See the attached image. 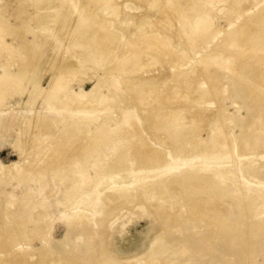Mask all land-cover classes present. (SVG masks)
Returning a JSON list of instances; mask_svg holds the SVG:
<instances>
[{
	"label": "bare ground",
	"instance_id": "bare-ground-1",
	"mask_svg": "<svg viewBox=\"0 0 264 264\" xmlns=\"http://www.w3.org/2000/svg\"><path fill=\"white\" fill-rule=\"evenodd\" d=\"M146 4L153 18L125 17L123 10L129 7L118 0H0V113H5L3 106L7 101L28 95L27 101H22L23 111L17 114L12 105L11 116L3 122L6 128L17 130L20 140L19 163L8 167L9 184L15 181L20 187L27 181L30 186L35 178L38 188L45 189L50 181L64 187L63 211L50 223H45L46 218L39 219L44 225L38 231L41 236L47 232L51 237L55 226L60 224L69 233L89 230L109 237V221L114 216L148 203L164 229L152 234L150 225L146 234L139 233L133 242H124L120 255L126 256L122 257L105 255V249L114 245L107 239L100 244L105 264H230L233 263L227 259L230 250L241 254L237 264H253L255 255L249 245L259 249L264 245V236L253 240L229 223L226 218L229 210L224 204L225 199H231L251 217L264 216V180H252L243 165L252 158L249 136L237 141L231 132L226 134L220 127L222 114L216 117L208 112L224 94L215 88L213 81L199 82L193 89L191 129L184 124L185 115L179 103L169 110V116H163L167 97L173 94H165L160 87L172 88L177 95L178 89L183 88L188 101L192 74L177 76V82L173 75L192 66L188 59L197 64L194 57L198 52L187 51L182 41L193 36L196 44L198 40L224 41L200 56L201 68L197 69L200 75L204 62H208L217 67L216 75L221 80V73L232 71L223 62L231 64L245 48L249 49V56L256 54L261 59L264 68V32L259 26L263 13L250 15L249 10L236 2L237 14L246 13L250 17L237 31L230 23L232 30L221 36L222 31L212 27V21L205 15L209 8L207 0H146ZM188 8L193 9L191 14L200 11L201 14L190 15ZM14 11L17 16L13 22ZM175 15L181 24L169 36L162 30L169 28ZM113 25L119 29L127 27L131 34V41L120 53L117 43H121L123 36L112 32ZM254 27L259 28L257 33L251 32ZM153 30L157 34L147 40ZM238 33L245 39H240ZM51 38L55 41L52 48L48 42ZM248 39L250 43H246ZM172 44H178L179 51L169 58L170 76L159 81L154 77L143 78L144 73L160 65L158 54L169 56ZM145 50L150 52L145 54ZM249 67L253 68L254 84L264 90V70L258 72L253 65ZM92 80L94 86L87 92L85 84ZM234 81L237 91L252 96L256 105L264 102V96L255 93L244 78ZM74 83L80 85L79 91L74 89ZM207 83H211V90L206 89ZM147 101L155 106L150 111L146 109ZM206 103L208 108H202ZM137 107L138 117L130 113V108ZM204 116L219 124L206 128L205 139L199 136L206 130ZM142 117L148 119L149 127L155 128L153 141L168 146L169 162L160 159L159 151L151 149L146 137H140ZM246 127L250 136L258 134L255 122L250 119ZM27 137L28 141L24 140ZM191 149L193 158L188 155ZM114 170H122L126 176H108ZM49 174L51 180L45 181ZM132 175L137 177L134 183H129ZM173 190L181 201L169 204L165 200ZM33 194L30 188L19 202L14 203L12 196L6 203L3 218L10 215L14 221L5 224V236L0 232V264H90L91 259L82 257L69 263L70 255H62L59 250L52 252L46 244L38 251L42 253L24 251L26 255L19 256L16 241L30 240L27 233L30 223L39 227L32 218L38 207ZM241 220L239 217L238 222ZM171 221L175 222L177 232L187 222L193 224L195 232L196 225L203 224L201 229L207 233L200 237L187 233L183 239L170 237ZM248 227L257 235L264 234V224L257 220H251ZM142 236H147L148 246L144 249L141 248L146 238ZM209 245L215 246V250L209 249ZM36 255V261L32 262ZM218 255H222L221 259Z\"/></svg>",
	"mask_w": 264,
	"mask_h": 264
},
{
	"label": "rangeland",
	"instance_id": "rangeland-1",
	"mask_svg": "<svg viewBox=\"0 0 264 264\" xmlns=\"http://www.w3.org/2000/svg\"><path fill=\"white\" fill-rule=\"evenodd\" d=\"M28 1V0H26ZM236 2L239 3V6L241 8H244L246 11H250V15H253L258 12H262V22L260 23V29L262 32H264V0H207V6L209 7L206 16L212 21V27L218 28L220 31H222V35H226L230 29L229 24L233 23L234 27L233 30H238L241 25H243L248 17L249 14L243 13L242 15L237 14V5ZM118 3L125 7V4L129 7L128 9H124L123 13L125 17L129 15L133 16H148L153 18L154 14L152 12H149L148 6L146 4V0H118ZM6 6L4 3H1V6ZM66 5V4H65ZM191 8H188V13L190 15L193 11ZM253 13V14H252ZM201 14V11L199 13H195L194 15ZM17 16V11H14V14L12 12V21L14 22L15 17ZM62 22V21H61ZM33 23V22H31ZM34 24V23H33ZM63 25V23H59L58 25ZM170 24L172 26H170ZM170 24L167 26L169 28L162 30L163 33L168 34L171 36L172 33L177 32L179 30L181 21L177 19V15H175L174 18L171 19ZM259 28L254 27L251 29L252 33H257ZM112 32L119 33L121 36H123L121 43H117V51L120 53L124 47L128 45V43L131 41V34L128 32L127 27H123V29H119L118 25L112 26L111 28ZM161 31V32H162ZM169 32V33H168ZM157 34L155 30L150 31L148 35L146 36V39L149 40L152 35ZM238 36L240 39H245V36L241 33H238ZM181 36L178 38L180 40ZM196 36H193L191 39H185L183 38L182 41H184L185 49L188 51H196L198 52V56L194 57V60H197V64H194V61L187 60L189 64H192L191 67L179 70L175 72V75H173V80L175 82L178 81L177 76H184V74H192L191 77V84L193 85L190 89V95L188 94L189 98L188 101H185V90L183 88L178 89V95L174 94V91L172 88L165 89L162 85L160 87V90L165 92V94H173L170 98L167 97L168 100H166V103L164 104L166 106V109L163 111V116H169L172 109L175 108L176 103H179V106H181V112L185 115V121L184 124L187 126L188 129H191L192 125L191 119L193 116L192 109L194 108L195 104L193 92L195 86L199 82L211 80L214 82V86L217 90L224 92V94L217 100L216 104L213 105L211 108H209V113L212 115H219L222 114V122H220V127L226 132V134H229L230 132L232 135L236 138L237 141H240L242 137H245L246 135L249 136L250 142L252 144V149L249 153V156L252 157L248 161H246L243 165H245L244 170L250 173V178L252 180H264V149H263V141H264V102L260 103L259 105H256V102L253 101L252 96L242 94L240 91H237V85L235 84V79L240 78L245 81H247L248 85H251V87L255 90V93H259L264 96V90H260V88H257L254 84V79L252 78L253 68H250V65H253L254 68H258V72H263L264 68L262 67V64H260L261 59L257 58V55L254 54L253 56H249V49L245 48L243 52H240L238 56L234 57V60L231 64L223 62V65L229 67L232 71L231 72H225L221 73V80L218 79V76L216 75V66H211L208 64V62H204L203 67V73L200 75L197 72V69L201 68V64L199 63L200 56H204L206 51H209L212 48H215L216 46H221L223 44V40L221 38H217L214 41L208 40V41H200L198 40V43H194ZM200 38V37H199ZM176 43H179L180 41L177 39V37L173 38ZM191 41V43H187ZM251 39H248L246 43H250ZM50 48L51 46H54L53 44L54 39L51 38L50 41ZM189 44V45H188ZM175 45V46H174ZM172 48H169V56L164 57L158 54V58L160 61V65L155 68L150 73H144L142 75L143 78L146 77H154L155 79L163 80L164 78H168L170 76V67H171V61L170 56H172L175 52L179 51L178 44H172L170 46ZM54 48V47H53ZM234 50H230V52H233ZM150 51L145 50V54H148ZM48 53V52H47ZM145 61V60H144ZM197 65V66H196ZM249 65V66H248ZM195 73H191L194 72ZM247 71V72H246ZM243 76V77H242ZM47 81H45L44 86H47ZM94 80L87 81L85 84L84 89L88 92L92 89L94 86ZM211 83H207L206 89L211 90L212 86ZM80 85L74 83L73 87L77 91H79ZM28 95L22 96H16L15 99L7 101L4 106L3 110L5 113H0V232L2 233V236H5L4 227L5 224L13 223V216H7L6 218H3V213L6 210V203L10 199V197H14V203L19 202L25 193H27L30 188H33V201L37 203L38 207L36 208L32 218L33 220H36L39 227H36L33 223L29 224V228L27 229V233L30 235V240L28 241H22L18 239L16 242L19 244L20 248V254L19 256L26 255L25 252L37 253L39 249H42L43 246L46 244V248L50 249L52 252L59 250V252L62 255H70L69 263L72 262L71 259H77L79 257L91 259L90 264H105V262L102 260V251L101 246L104 241L109 239L111 243L114 245H109L105 249V255L109 258L113 255H116L115 257H122L126 256L120 255L121 249L123 247V243H131L133 240L138 238L139 233L146 234L147 228L152 225V234L153 233H160L164 229V225L160 223V221L157 219L156 215L149 210L148 203L141 207H130V209L123 210L118 216H114L115 218L112 221H109V228H110V236L106 237L105 235L101 234L98 235V233H92L89 230L79 231L75 230L72 233L68 232V229L64 225H56L54 232L51 234V237L47 235V232L43 233L42 236L39 232H41V229L43 230L44 225L41 224L39 219L46 218L45 223H50L54 218H58L60 213L63 211L61 203L64 202L65 196H64V187L57 182L56 184H53L51 180V175H47L45 181H50L48 186L44 189L43 187L38 188V180L34 178L32 184L30 186L27 185V181H25L24 184H21L20 187H18V183L15 181H11L12 183L9 184V171L8 167H11L15 163H19L20 160V154L17 150L20 140L16 134L17 130H12V127L6 128V126L3 125L4 119L9 118L11 114L9 113L11 106L13 105L17 110L15 111L17 114H19L23 111V104L22 101H27ZM15 100V101H14ZM193 100V101H192ZM19 105V108H18ZM152 105V106H151ZM206 107L202 108H208L207 103L205 104ZM152 102L147 101L146 109L147 111H150L153 109ZM8 110V111H6ZM19 110V111H18ZM21 111V112H20ZM14 112V113H15ZM133 113L136 117L139 116L138 114V107L137 108H130V113ZM10 114V115H9ZM169 114V115H168ZM259 115V117H258ZM5 117V118H4ZM251 122H255V129L257 130L258 134L254 136H250V133L248 130L249 127L245 128V124L247 120ZM170 121V118L168 119ZM148 119L146 117L141 118L140 123V137H146L147 143L151 146V149L154 151H159L160 159L166 162L170 161V155L169 148L167 145H158L156 144L153 139L152 135L156 132L155 128L153 129L152 126L147 125ZM205 121V129H209L210 127L216 128L219 124L212 121L211 117L204 116ZM173 129V128H172ZM171 129V131H172ZM207 129L204 130L202 133L199 134L203 139L207 138ZM93 131L94 128L92 129ZM91 130V132H92ZM10 131V132H9ZM13 131V132H11ZM11 133V135H10ZM164 134L163 136H165ZM29 137L24 138V140L28 141ZM189 157L193 158L194 156V149H191L189 152ZM213 163V162H212ZM210 163V164H212ZM173 166H170L169 168H172ZM29 171V170H28ZM27 172V171H26ZM30 176L34 177V174L32 171H30ZM92 175H94L93 171L90 170ZM29 173V172H28ZM114 177H119V174L126 176L123 174L122 170L113 171V174L111 173L108 176L114 175ZM106 176V177H108ZM137 175H132L131 178H128L129 183H134L135 178ZM2 180H5L2 184ZM239 181V180H238ZM59 183V184H58ZM50 185V186H49ZM17 188L14 190V188ZM49 187V188H48ZM260 188V187H259ZM238 189V188H237ZM57 191V192H55ZM169 197L166 198V202L169 204H172L173 201H181V199H177V191L173 190L170 192ZM178 201V202H179ZM258 203H260L259 200H257ZM225 206L228 207L229 212L226 215L227 221L231 223L232 225L236 226L237 229H240L245 235H251L253 240L260 239L264 236V234L257 235L255 233V230L248 227L249 222L251 220H257L264 224V216H258L256 218L251 217L250 214L247 212H242L236 205L233 203L231 199H225L224 200ZM181 205V204H180ZM45 216V217H44ZM241 217V222H238V218ZM52 219V220H51ZM159 221V222H158ZM172 223V224H171ZM170 225H172V229L170 230V237H176L179 236L180 239H183L187 233L200 235L207 233L204 229H201L203 224L198 223L197 231H194L193 224H187V222H184L181 226L179 232H177V228L175 227V222L171 221ZM155 229H154V227ZM39 231V232H38ZM34 233V234H33ZM78 233V234H77ZM39 234V237H36V235ZM141 237V236H140ZM95 238V239H93ZM146 238L145 245L142 246L144 249L148 246L147 243V236H142V239ZM1 239V236H0ZM111 239V240H110ZM142 240V241H144ZM98 241V242H97ZM10 243V242H9ZM96 246L93 249L89 250L90 246ZM27 248V249H26ZM249 248L254 251L255 259L253 264H264V245H262L259 249L258 248H252V246L249 245ZM15 249V248H14ZM209 249L215 250V246L209 245ZM261 250V251H260ZM263 250V251H262ZM25 251V252H24ZM80 252V253H79ZM42 253V252H38ZM97 253V254H96ZM83 255V256H82ZM240 252H237L236 250H230V253L227 257L229 261H232L233 263L230 264H237L238 258L240 256ZM38 255H36L32 260V262H35ZM222 255H218V258L221 259ZM99 261V262H95ZM179 264V263H178ZM206 264V263H205Z\"/></svg>",
	"mask_w": 264,
	"mask_h": 264
}]
</instances>
